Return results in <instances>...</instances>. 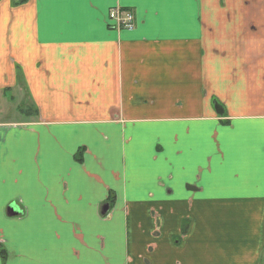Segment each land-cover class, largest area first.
Listing matches in <instances>:
<instances>
[{"label":"crops","instance_id":"1","mask_svg":"<svg viewBox=\"0 0 264 264\" xmlns=\"http://www.w3.org/2000/svg\"><path fill=\"white\" fill-rule=\"evenodd\" d=\"M263 263L264 0H0V264Z\"/></svg>","mask_w":264,"mask_h":264},{"label":"built area","instance_id":"2","mask_svg":"<svg viewBox=\"0 0 264 264\" xmlns=\"http://www.w3.org/2000/svg\"><path fill=\"white\" fill-rule=\"evenodd\" d=\"M109 20L114 23L117 29L131 30L134 27L133 14L129 10L112 9L109 12Z\"/></svg>","mask_w":264,"mask_h":264},{"label":"water","instance_id":"3","mask_svg":"<svg viewBox=\"0 0 264 264\" xmlns=\"http://www.w3.org/2000/svg\"><path fill=\"white\" fill-rule=\"evenodd\" d=\"M107 212V207L105 206L102 210V214H105ZM7 214L9 216H15L17 215L16 211L14 210V208L12 206H10V208H8Z\"/></svg>","mask_w":264,"mask_h":264},{"label":"rangeland","instance_id":"4","mask_svg":"<svg viewBox=\"0 0 264 264\" xmlns=\"http://www.w3.org/2000/svg\"><path fill=\"white\" fill-rule=\"evenodd\" d=\"M12 117H13V116H10L9 118H12ZM14 118L17 119V118H22V117H21V116H18V115H17V117H16V115H15ZM263 264H264V263H263Z\"/></svg>","mask_w":264,"mask_h":264},{"label":"trees","instance_id":"5","mask_svg":"<svg viewBox=\"0 0 264 264\" xmlns=\"http://www.w3.org/2000/svg\"><path fill=\"white\" fill-rule=\"evenodd\" d=\"M1 254H2V256H4V252L3 251H1Z\"/></svg>","mask_w":264,"mask_h":264}]
</instances>
